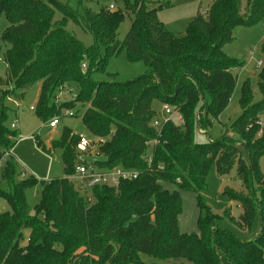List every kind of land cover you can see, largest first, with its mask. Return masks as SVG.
Instances as JSON below:
<instances>
[{"label":"trees","instance_id":"16d2710c","mask_svg":"<svg viewBox=\"0 0 264 264\" xmlns=\"http://www.w3.org/2000/svg\"><path fill=\"white\" fill-rule=\"evenodd\" d=\"M90 2L0 0V17L9 21L2 35L9 48L2 56L7 77L0 78V199L11 208L0 213V264H146L145 256L158 264H264V173L259 164L264 128L258 122L264 116L263 67L261 100L255 102L250 80L244 81L242 113L224 136L206 144L195 141L196 129H207L223 113L237 86L234 71L241 62L224 47L234 41L235 28L264 21V0H246L244 6L241 0H211L183 34L169 31L160 21L161 4L149 7L143 0H124L133 20L123 40L118 30L125 12L107 7L93 11ZM57 12L60 20L55 19ZM70 22L92 34L91 47L67 30ZM123 50L147 71L126 82L93 81L92 74ZM38 82L36 114L41 120L57 116L62 108L86 104L82 121L101 141L95 155L107 158L95 165L135 170L139 177L118 188L95 186L92 199L82 194L71 181L84 163L77 149L80 136L65 129L50 148L61 150L64 177L40 182L41 201L32 214L26 192L39 182H16L11 148L18 133L8 119L9 102L23 101ZM71 82L78 84V93L57 107L55 93ZM154 100L179 113L182 125L169 120L160 131L153 128ZM213 166L220 177L237 167L244 191L227 188L225 194L239 202L242 213L235 218L228 209L224 216L241 230H250L259 218L260 232L253 240L242 241L221 227L220 216L203 200ZM165 184L177 189H165ZM179 190L198 195V233L180 230Z\"/></svg>","mask_w":264,"mask_h":264},{"label":"rangeland","instance_id":"374dc122","mask_svg":"<svg viewBox=\"0 0 264 264\" xmlns=\"http://www.w3.org/2000/svg\"><path fill=\"white\" fill-rule=\"evenodd\" d=\"M65 2L66 0H60ZM135 2L136 0H131ZM149 4V7H163L158 12V17L164 26L171 32L176 34L185 33L189 23L196 17L198 13H203L208 9L211 0H143ZM242 5L246 4V0H241ZM115 5V10L125 12L126 19L120 25L118 37L123 40L129 32L133 15L126 11L124 0H92L90 8L93 11H99L102 7L110 8ZM61 13H56V20H60ZM9 27V21L5 15L0 17V78L6 79L7 67L2 59L4 52L9 48L2 42V35ZM67 30L74 34L78 40L84 43L87 47L94 44V37L84 28L70 22ZM234 41L224 47L225 53L232 58L241 62L234 74L238 78L237 86L233 93L232 99L223 111V113L205 130L196 129L195 141L198 144H206L210 141L221 139L228 128L241 115L240 107L241 87L244 81L250 80L251 88L255 102L261 100L262 96L259 92L258 81L261 70L259 61H264V21L253 27L239 26L233 32ZM101 55L106 56V49L102 47ZM86 65L87 64H83ZM82 65V68H83ZM87 68V67H86ZM83 70H86L83 68ZM243 70V72H241ZM147 71L146 66L142 62H132L129 60L127 52L123 50L121 53L112 55L108 59L103 70H99L92 74V80L96 83L102 82H126L136 79ZM41 82L36 83L31 90L26 94L23 101L16 104L9 102L11 111L9 113L8 126L18 133V139L15 145L11 148V156L16 163L17 177L16 182L23 179L35 178L38 184L27 190L26 196L28 204L31 208V213L35 214L36 207L41 201L42 187L41 181H51L64 177V165L61 158L60 149H50L53 141L58 140L65 129H70L74 134L87 138L93 141L94 150L101 142L96 139L86 129L82 115L87 109L86 104L78 103L73 109L62 108L60 113L47 120H41L36 114L37 102L40 94ZM78 84L75 82L68 83L64 89L55 93L56 99L53 100L57 107L64 103L72 101L78 93ZM34 107V110L31 109ZM152 108L156 112L155 120L162 122L165 117L172 120L177 125H182V120L179 119L180 114L172 109L171 115H166L163 104L160 100H154ZM57 118L59 125L56 129L50 127V123ZM259 125L261 130L264 128V116L260 119ZM15 124L16 128L12 125ZM261 134V132H259ZM233 136V133H229ZM50 150V152H49ZM92 153V152H90ZM93 156V155H91ZM242 157L246 160L247 155L245 149H242ZM11 158V157H10ZM260 169L264 173V156L260 159ZM76 189L92 199L91 191L88 188H82L80 182L74 177L71 178ZM3 189L7 186L3 185ZM165 189L173 191L177 189L173 185H164ZM229 188L234 191H244L241 181L237 177V167L235 166L229 174L220 177L217 173L216 166H213L207 176V189L202 192V197L205 203L211 208L214 214L220 216L219 225L231 231L242 241L253 240L260 232V221L257 218L250 230H241L235 224L229 221L224 215L229 209L231 215L238 218L242 213V208L239 202L225 194V190ZM182 198V213L179 217V227L182 233L192 234L198 233L197 222L200 216V210L197 205L198 195L191 191L179 190ZM11 211L10 205L4 199H0V213ZM25 242L28 239L29 231L24 232ZM146 264H158L159 261L144 257Z\"/></svg>","mask_w":264,"mask_h":264},{"label":"built area","instance_id":"2783aa9c","mask_svg":"<svg viewBox=\"0 0 264 264\" xmlns=\"http://www.w3.org/2000/svg\"><path fill=\"white\" fill-rule=\"evenodd\" d=\"M115 5H111L109 10H115ZM264 62L259 61L258 66L261 68L263 67ZM86 65H83V68L86 69ZM15 102V101H12ZM18 104L17 102H15ZM32 110H34V107H31ZM165 114L166 115H171L172 114V109L169 105H165L164 108ZM179 119L182 120L181 116ZM170 119L165 117L162 122H159L155 120L152 124V127L155 128L157 131H160L163 123L168 122ZM59 125V120L55 118L51 123L50 127L55 128ZM13 128H16V125H12ZM94 142L91 140H88L85 137L80 136V141L77 145L78 152L80 154V160H83V157L85 156H96L95 155V150L92 146ZM92 152V153H90ZM149 160H151V157H149ZM150 162V161H149ZM140 172L135 171V170H124L123 168H114L112 170H101L99 169L94 163L90 162H85L80 163L76 167V173L73 176L77 181L80 182L81 189L88 188L91 189L95 186H107V187H113V188H118L120 184L123 181H132L135 180L139 177Z\"/></svg>","mask_w":264,"mask_h":264},{"label":"water","instance_id":"95a60500","mask_svg":"<svg viewBox=\"0 0 264 264\" xmlns=\"http://www.w3.org/2000/svg\"><path fill=\"white\" fill-rule=\"evenodd\" d=\"M83 160L85 162H90V163H105L107 161V158L104 156H85L83 157Z\"/></svg>","mask_w":264,"mask_h":264},{"label":"crops","instance_id":"0c3cea01","mask_svg":"<svg viewBox=\"0 0 264 264\" xmlns=\"http://www.w3.org/2000/svg\"><path fill=\"white\" fill-rule=\"evenodd\" d=\"M241 72H243V70H242ZM57 127H58V126H57ZM57 127L53 128V129H56Z\"/></svg>","mask_w":264,"mask_h":264}]
</instances>
